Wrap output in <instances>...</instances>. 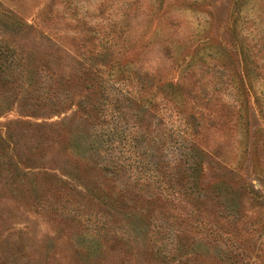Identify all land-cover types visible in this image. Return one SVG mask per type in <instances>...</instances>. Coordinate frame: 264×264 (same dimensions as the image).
<instances>
[{
    "label": "rangeland",
    "instance_id": "1",
    "mask_svg": "<svg viewBox=\"0 0 264 264\" xmlns=\"http://www.w3.org/2000/svg\"><path fill=\"white\" fill-rule=\"evenodd\" d=\"M12 53L46 98L0 73V264H264V0H0Z\"/></svg>",
    "mask_w": 264,
    "mask_h": 264
},
{
    "label": "trees",
    "instance_id": "2",
    "mask_svg": "<svg viewBox=\"0 0 264 264\" xmlns=\"http://www.w3.org/2000/svg\"><path fill=\"white\" fill-rule=\"evenodd\" d=\"M10 22H12V20H10ZM20 25H22V24H20ZM9 52H11L10 49H8L7 54H9ZM12 54L13 55H11V56L7 55L5 62L0 65V73L6 75L7 80H9L8 78L12 74H15V73L22 74L21 86L23 89L25 86L27 87V89H25L24 92L28 93L29 96H31L33 93V96H31L30 99L33 98L34 107L39 108V109L43 108L45 106V98L46 97H45V91H43L44 87L42 85L41 71H39L40 69L39 70L35 69V71L32 72L28 68L29 65H26L27 63L25 64L23 59H18V57H17L18 60H16L14 58V53H12ZM242 54L244 55V58L247 56V55H245L243 50H242ZM12 56H13V58H12ZM9 57H11V58H9ZM29 89H31V90L29 91ZM160 89H161V92L163 94V100L165 101V105H167L169 109L171 108L172 112L175 109H177L176 111L180 115V119L184 121V124H183L184 127L181 128L179 131V136L181 135V138L179 137V139L175 140L174 142L172 141V142L174 144H181V146L185 147L186 151L188 150L187 153L184 154V157L186 158L184 162H185V164L188 165V164H190L189 162L192 161V165L195 163L194 165H196V167L194 170L187 168V167H184L183 162L181 161L182 158H178V157H177L178 162L176 164L179 165V172L181 173V175L187 174V178L193 177L194 184L196 185L197 180L202 173V169H200V165L196 163V161H197L196 159H198V155L194 152V150H195V146H198V144L195 141L193 142V140H194L193 122L197 119V117L203 116L202 112H198L197 111L198 109H196V110L194 109L195 98L191 95L192 93L190 92L189 88L186 87L185 85H183L182 83H175V84L174 83H165L164 85H162L160 87ZM42 91H43V93H42ZM189 102L193 103L192 113H189V115L185 117L186 113L184 111L179 110V109L182 108V106H187V104ZM139 103H141V102H139ZM154 104L155 103L153 101H150L148 103V105H143V106H145V108H148L151 111H153V108L151 106H155ZM193 109H194V111H193ZM86 117L89 118L90 115H87ZM39 127H42V126H38V128ZM184 137H186L187 139H184ZM170 138H172V137H170ZM169 143L171 144V141ZM194 160H196V161H194ZM179 161H181V162H179ZM105 167L111 168L113 170H116V168H117L116 166L112 165L111 163L105 164ZM195 181H196V183H195ZM62 182H63V179H57L55 184H56V186H61V188H64L65 186H64V183H62ZM67 189H70V187ZM175 195L177 197H180V199H181V196L179 193H175ZM119 198H125L124 194L123 193L119 194ZM169 198L170 197H167L166 200ZM182 198L188 204H192L190 201V197H189L188 193L182 194ZM170 199H174V196H173V198H170ZM151 200H153V199H151ZM103 201H105V200H103ZM103 204L105 206L109 205L108 203H104V202H103ZM106 214H107L106 216H108V218L112 217L111 214H109V213H106Z\"/></svg>",
    "mask_w": 264,
    "mask_h": 264
}]
</instances>
